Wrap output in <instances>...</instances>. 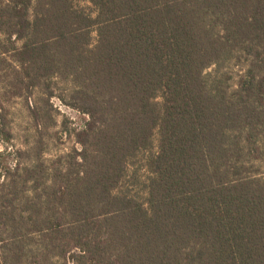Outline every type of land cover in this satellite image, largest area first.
Returning a JSON list of instances; mask_svg holds the SVG:
<instances>
[{"label":"trees","instance_id":"trees-1","mask_svg":"<svg viewBox=\"0 0 264 264\" xmlns=\"http://www.w3.org/2000/svg\"><path fill=\"white\" fill-rule=\"evenodd\" d=\"M0 66L85 117L79 148L6 168L0 264L36 239L75 264H264V0H0ZM139 155L145 202L115 192Z\"/></svg>","mask_w":264,"mask_h":264},{"label":"rangeland","instance_id":"rangeland-1","mask_svg":"<svg viewBox=\"0 0 264 264\" xmlns=\"http://www.w3.org/2000/svg\"><path fill=\"white\" fill-rule=\"evenodd\" d=\"M96 37V34H95ZM10 62V61H9ZM10 66V64H4ZM5 66H0V183L4 179L6 168L20 166L25 167L33 159L34 155H43L47 159L55 160L59 155L69 152L72 148H79L76 138H70L68 135L77 127L85 123V117L78 110L66 105L60 98L61 91L57 88V83L52 84L53 96L51 98V107L47 105L46 93L50 92L42 89L33 93L30 90H24L19 95V89L16 83L8 74ZM238 66L233 65L230 70V76L227 80L229 87L235 88L238 83ZM209 69L208 71H211ZM162 101V98H158ZM32 103H36L39 107L41 116H36L31 109ZM50 108L51 112L47 109ZM54 116L56 123L49 121V113ZM67 125V129L64 125ZM2 129L11 137L7 140L8 135L2 134ZM37 150L33 153L27 150L31 149L35 142ZM27 151V152H25ZM36 153V154H35ZM4 154L2 157L1 155ZM33 154V156H31ZM67 161V159H64ZM70 161V159H68ZM57 164L54 163L53 166ZM264 173V169L260 170ZM15 172V171H14ZM22 172V171H21ZM150 172L146 168L144 155H139L133 159L126 171V176L121 186L115 190L116 193H127L129 197H134L139 202H145L147 197V181ZM72 231L66 228L56 235V245L62 244L67 247L65 241L75 243L76 238L71 235ZM28 243H30L28 247ZM40 241L30 240L27 243H21L20 248L24 247L22 254L27 256V264H36V257L42 264H75L72 256L68 253L64 256V252H58V249L52 250L49 257L44 259L41 255ZM54 248L57 246L54 245ZM81 264V263H79Z\"/></svg>","mask_w":264,"mask_h":264}]
</instances>
